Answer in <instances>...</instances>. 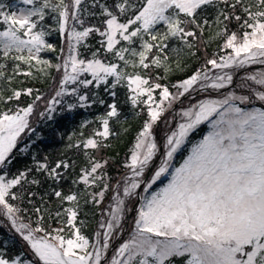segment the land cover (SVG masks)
<instances>
[{"label": "snow or ice", "instance_id": "6c2138e0", "mask_svg": "<svg viewBox=\"0 0 264 264\" xmlns=\"http://www.w3.org/2000/svg\"><path fill=\"white\" fill-rule=\"evenodd\" d=\"M24 3L18 11L0 4V216L35 258L0 248V264H264V0H91L99 11L86 0ZM54 31L64 38L59 48ZM96 34L99 46L89 43ZM202 45L204 62L189 71ZM48 77L52 93L30 86ZM118 89L140 125L125 173L114 178L100 153L111 147L113 125L124 123ZM193 93L200 98L183 106ZM41 100L45 118L65 102L68 110L105 106L69 134L66 148L82 150L85 162L75 189L53 190L54 215L32 200L31 210L23 206L24 182L33 168L59 181L74 161L33 155L31 167L7 170ZM161 177L167 182L156 187ZM89 200L101 214L94 232L81 216ZM130 211L134 227L109 257Z\"/></svg>", "mask_w": 264, "mask_h": 264}, {"label": "trees", "instance_id": "16d2710c", "mask_svg": "<svg viewBox=\"0 0 264 264\" xmlns=\"http://www.w3.org/2000/svg\"><path fill=\"white\" fill-rule=\"evenodd\" d=\"M15 2H17V0H0V4L4 5L9 11H13ZM86 2L90 10L99 11L98 5H92L91 0H86ZM101 2H104V0H101ZM106 2L111 3V0H106ZM87 19L97 21L98 17L89 16ZM48 22L52 23L51 19H49ZM99 38V35L96 34L89 39V43L99 46L97 44ZM49 39L51 42L55 43L58 48L64 42V38L55 31L51 33ZM214 48L215 45H210L207 47V51L212 52ZM45 54L50 56L53 60H56L58 56L57 53L51 51H48ZM204 56L205 51L204 46L202 45L199 55L193 56L188 60V63L191 65L189 71L199 67V65L204 62ZM53 75H56L55 71L53 72ZM30 86L38 87L45 91L46 94H49L52 93L55 87H57V84L51 77H48L46 80L42 81L33 80L31 81ZM99 95L106 101L110 102V97L104 89L99 91ZM118 98L122 102L123 113L121 120L124 121V123L113 125V136L108 141L111 147L103 149L100 153V155L109 158L110 162L107 169L114 178H119V175L125 173L123 164L126 156L130 155L129 150L134 143L135 134L140 125V118L134 116L131 106L127 103H123L124 95L122 89H118ZM57 107L58 109L64 107L65 110H57L52 118H45L39 114L44 110V101L41 100L37 102V107L31 116L32 131L26 130L23 133L21 141L18 142L13 153L10 154L7 164V170L15 173L17 170L23 169L25 166L31 167L33 164V155L37 158H42L47 154L50 158V162L61 156L74 161L72 168H69L66 171H61V179L59 181H55L51 177H48L45 172H37L35 168H33L32 174L29 175L28 180L24 182V189L26 192L23 206L31 210L33 205L29 204L27 201L32 200L36 205H42L51 209L53 215L57 210V198L55 197L53 190L63 189L65 192H68L69 189H75L77 186L73 184V180L76 178L80 165L85 162L82 150L66 148V145L69 143V134L73 131H78L83 120H92L99 112L105 110V106L98 103L89 105L88 107H78L74 110H68L66 108V102ZM203 125L205 126V124ZM94 126L95 125H89L88 127L90 128ZM124 129H127V131ZM202 133L203 130L195 133L192 136V139L200 137ZM5 168L6 166L3 165L0 170H5ZM33 179L39 180V183H30ZM114 184L115 179L113 180V185ZM79 187L83 188L82 183ZM29 193H34L35 195H29ZM111 195V192L106 195L105 201L103 202L104 206L107 205L108 197ZM85 215L88 219L89 230L94 232L97 228V221L101 216L99 207L93 205L90 200L87 205H84L83 201H81L82 218ZM9 234L10 231L5 225H3V222L0 219V248L8 249L12 254L22 252L24 254L22 257L23 259L29 258L30 256L27 253V249L19 238L10 244L4 245V241Z\"/></svg>", "mask_w": 264, "mask_h": 264}, {"label": "rangeland", "instance_id": "374dc122", "mask_svg": "<svg viewBox=\"0 0 264 264\" xmlns=\"http://www.w3.org/2000/svg\"><path fill=\"white\" fill-rule=\"evenodd\" d=\"M20 7H28V5L24 3V0H17V2L14 3L13 11H18ZM65 47H66V45H65ZM58 59H59V56H57V59L54 61H58ZM250 67L251 68H258V67H260V65L257 64V65L250 66ZM236 83L237 84L239 83V75L236 76ZM199 98L200 97L197 96L196 93H193L191 98L184 99L183 106H187L190 102H195V100L199 99ZM176 115H177V122H178V119H179V109L178 108H177ZM165 119L168 120L169 124L172 123L170 114H165ZM202 125L200 126V130L196 131L195 133L200 132L201 130H203V132H206L208 130L207 123H205V126L204 125L202 126ZM164 131H165V125L163 122H161L157 126L158 142L162 143ZM22 135H23V133L21 134L20 138H18L17 144H18V142L21 141ZM198 138H194L193 141H195ZM183 155H186V152L177 154V156L175 158L177 163L182 159ZM2 166L3 165H0V169L2 168ZM166 182H167L166 178L161 177V180L159 182H157L156 187H159L161 183H166ZM153 190H155V189H153ZM140 191L142 192V189ZM136 206H138V205H136ZM105 207H107V205ZM130 207H133V205H130ZM134 215H135L134 211H130L127 213L126 221L124 223L125 231H124V233L120 234L119 237L113 238V245H112V249H110L109 257L111 255V251L114 250L115 247H118V244L120 242H122L123 239L127 238L129 231L131 230L132 227H134V224H133V216ZM100 218H101V216H100ZM0 219L3 222V225H5L8 228V230L10 231V234L8 235V237L4 241V245L10 244V243L14 242L17 238H19L21 240V242L24 244V246L26 247L27 253L30 256L29 258H26V259H34L35 257L33 256V252L31 251L30 246L23 240V238L19 235V233H17L15 231V229L11 226L10 222H8L6 220V218H4L2 216H0ZM41 264H42V262H41Z\"/></svg>", "mask_w": 264, "mask_h": 264}]
</instances>
